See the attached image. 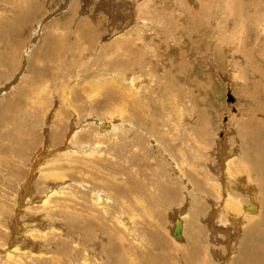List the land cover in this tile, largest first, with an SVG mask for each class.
Instances as JSON below:
<instances>
[{
    "label": "bare ground",
    "instance_id": "obj_1",
    "mask_svg": "<svg viewBox=\"0 0 264 264\" xmlns=\"http://www.w3.org/2000/svg\"><path fill=\"white\" fill-rule=\"evenodd\" d=\"M77 1L71 0L69 9L54 13L61 17L43 27L48 20L46 16L42 22L43 17L51 12L44 10L25 48L10 51L18 68L0 87V101L12 95L24 99L25 105L18 116L10 110L8 117L7 112L0 115V150L11 151L14 172L20 169L27 143L42 146L29 155L25 174L16 179L12 193L7 191L11 168L7 158L0 156V264H194V258L201 257V264H264V108L254 110L251 121L239 125L236 133L230 128L225 144L219 132L216 143L196 156L204 158L201 163L188 160L186 153L194 157L195 151L185 149L191 142L187 112L177 108L179 112L172 113L176 104L167 98L154 68L164 58L156 52L157 39L165 37L166 44L177 39V32L182 39L199 36L203 50L214 51L201 35L203 27L193 29L201 16L213 17L218 27L231 28L233 51L236 48L231 59L240 53L246 65H253L254 73L261 75L260 88L264 4L252 0V10L245 11L249 7L241 0H191L193 4L187 0H95L96 9L104 7L112 14L126 4L129 11L122 23L128 28L120 27L101 39L95 32L97 40L83 36L84 41L68 31L75 40L72 44L64 31L84 19L76 22L77 15H84L82 10L77 12ZM67 14L77 20L63 26L60 19ZM182 20L193 22V27L182 25ZM214 30L210 38L217 35ZM170 47L166 53L170 62L186 56L183 49ZM44 61L56 63L53 87L46 85L47 78L40 80L48 71V67L41 71L42 67L51 65L40 67ZM33 63H40L37 73L30 67ZM22 66L35 71L39 79L25 73L23 78L29 77L24 88L23 78L14 86V77L22 76V72L14 76L15 72ZM157 96L161 99L156 102ZM252 97L264 105V95ZM35 126L39 138L33 137ZM42 133L55 151H49L47 142L42 144ZM189 239L193 244L187 253L183 246ZM173 250L179 254L171 257Z\"/></svg>",
    "mask_w": 264,
    "mask_h": 264
},
{
    "label": "rangeland",
    "instance_id": "obj_2",
    "mask_svg": "<svg viewBox=\"0 0 264 264\" xmlns=\"http://www.w3.org/2000/svg\"><path fill=\"white\" fill-rule=\"evenodd\" d=\"M6 1L7 0H0V15H1L0 17H2V18H0L1 19L0 25L2 24L0 26V29H1L0 30V87L4 86L7 83V81L13 75V73H14L13 71H15L18 68L17 61H16L15 58H13L14 56H12V54L15 52L14 49H16V48H19V49L25 48V46H26L25 43H27L29 41V37L31 38V35L33 36V34L35 32V29H34L35 27L34 26H36L35 24H36L37 21L39 22L41 20V18H42L41 16H43L44 13L48 12L49 10H51V12H49V15L47 14V15H45L43 17L42 22H44V18H47V17H48L47 19L49 20V21L47 20V21L44 22V25H43V27H44L45 24L47 25L51 21L57 19L59 16L60 17L62 16L61 13H59L61 15H59V14L54 15V13L58 12L59 10H61V12H63L66 8L69 9L70 6H71L70 3H72L71 0H63V1L62 0H45V1L44 0H38V3H33V0H29V3L24 4V5H22V4L20 5L18 3L19 0H14V1L13 0L12 1L8 0L9 2L8 1L6 2ZM92 1H93L92 3H88V4H85L86 3L85 0H78L77 1V6H78L77 12L79 10H82L81 12L84 13V15H80V14L77 15L78 16V20L76 18H74L75 16L73 17L72 14H67L66 16H64V17H62L60 19V20L63 19L60 22L64 26L68 22H73V21L75 22V20H77L76 22H78L79 20L84 18L82 21H79L80 23L79 24L77 23L75 27H72L71 30H68L69 26H67V29L65 28L66 31H64V33L67 32V34H69L68 31H70V32H72L73 35L75 33L78 36L79 35L82 36V38L80 36L79 37L81 39H83V41H84L86 38H87V40L88 39L89 40L92 39L94 37L93 33H95V32L97 34V39H101L106 34H110L111 32L112 33L113 32H118L119 31L118 28H120V27H122L124 29L128 28V27H126L127 24L126 23L125 24L122 23V21H123L124 15L126 17V13H128L129 8H128V6L126 4H122V3H125L127 1H131V0H120V1H122V3H121L122 5L118 7V9H120V10H119V12L117 11L118 12L117 14H116V12L113 13V14L108 12V10H106L103 6H102L103 7L102 9H101V7H100V9H96L97 5L95 4V0H92ZM144 1L147 2V0H144ZM241 1L244 3V5L246 7H249V8H246V9H245V7H243L245 9V11L247 9H251L252 10V7H251L252 6V2L253 1L255 2V0H253V1L252 0H241ZM256 1H258V0H256ZM115 2H116V0H115ZM187 2L189 4H193V2L191 0H187ZM258 2H262L264 4V0H260ZM5 3H7V4H5ZM249 3H251V5ZM213 4L214 3H211L209 5L212 7V6H214ZM235 7L238 8V6H235ZM18 9H19V12H18ZM7 10H9V11L7 12ZM20 10H22V11H20ZM85 10H87V14H85ZM3 11H4V13H3ZM5 11L8 14H6ZM13 11H15V12H13ZM4 14H6L7 16H5ZM23 14H25L26 16L23 15ZM10 15H12L13 17L10 16ZM87 16H88V18H87ZM13 18H14V20H13ZM212 18H209L210 20L209 19L207 20V18H204L203 16H201L200 20H197L198 22L201 21L199 26H197V27H195L193 29H199L200 30L203 27L202 30H200V32L203 31L201 35H204L202 37L205 38L209 43L212 44V48L215 47L214 51L213 50H208V51L203 50L204 48H202V42L200 41V38H198L199 36L198 37L196 35H194L195 37L194 36L193 37L186 36V39L184 38L185 39L184 40V39L180 38V32H177V34H176L177 39L176 40L172 39L170 41L168 40L166 44H165V40H166L165 37L164 38L161 37L162 39L161 38L157 39V41H156V45H157L156 52H157V54L159 56H160V54H163L164 58L159 63L155 62V64H154V68H156L155 69V73L157 75V78L161 81L160 85L161 86L163 85L162 88L167 90L166 96L169 95V96H167V98L170 99L171 101L175 102V104H176V106H175L176 109L174 108L175 111H173L172 113L173 114L174 113L177 114L179 112L178 109H183V110H185L187 112V120L186 121L189 122V135H190L189 142L191 141L190 142L191 144L188 143V146L186 144L185 145V149L186 148H188V149L190 148L191 150L195 151V156L194 157H193V154L186 153L187 154V158H188V160L195 158V160L196 161L199 160L200 163L204 160V158L198 159L196 156H198L199 154L202 156L203 154H202V152H200V150L202 151L203 148L204 149L205 148H209V147L213 146L214 143H216L215 142L216 141V136H217V134L219 132H220L219 137L224 140V141H221V143L225 144V142H227V140L229 139V137L231 135L228 132L230 130V128H232V129L234 128L233 130L236 133V129L239 130L240 126H242L244 123L249 121L248 119H250V121H251V118L253 117L252 113H253L254 110H257V109H259L261 107L264 108L263 104H259L258 102L256 103L255 100L252 97V96H254V94L255 95H264V93H263V91H264L263 90L264 81H263V85L261 86L262 90L260 89L261 87L259 88V86H258L259 83H261L260 78H259L261 75L257 76V74L254 73L253 65H251V64L246 65L245 61H243V58L241 59L240 53H235V55H236L235 59H233V58H232L233 60L231 59V55H233L234 52L236 51V48L233 51V47H232V38L233 37L230 36V34H229V32L231 31V28L228 27L225 30L223 27H218L217 24L215 23L216 22L215 18L213 19L214 21L212 20ZM3 20L6 21V22L3 23L4 22ZM9 20H10L11 23L9 22ZM22 20H23V22H22ZM29 20H30V22H29ZM182 21L180 23L182 25H184V26L187 25L188 26L187 28L193 27V22L190 21V23H188V21H186V20H184L183 22ZM12 22H14V23H12ZM155 22H157V21L155 20ZM31 23H33L34 25L32 24L31 26H29ZM140 23L142 24V20H140ZM116 25H117V27H115ZM122 25H124L125 27L122 26ZM157 25H159V23ZM1 27L3 28V30H2ZM32 27H34L33 28L34 31L32 30V32H30ZM114 28H116V29H114ZM212 28L216 29V30H214L215 32L218 31L217 32L218 36L216 35V33H214L217 37L214 35L212 38H210L209 33H210V30ZM72 29L74 31H72ZM25 30L28 31V32H26ZM224 31H226L225 33L227 35H225L223 37ZM79 32H82V33L79 34ZM16 33H18L19 35L16 34ZM72 34L70 33L69 34L70 36H66V40H67V42L69 40V42H71L73 44L75 42V40H73V41L71 40V39H74ZM96 34H95V36H96ZM10 35H12V36L10 37ZM40 35H42V33ZM83 36L85 37V39H84ZM89 36H91V37H89ZM15 37L16 38L20 37V38L16 39ZM68 37H69V39H68ZM188 37L190 39H188ZM40 38H41V36H40ZM94 38H93V40H94ZM1 39H3V40H1ZM97 39L95 38V40H97ZM229 39L231 40V43H230ZM180 41H181V43H180ZM18 42H20V43L18 44ZM263 42H264V36H263ZM11 43H13V45ZM16 43L18 45H16ZM85 43L87 45L91 44V43H89V41H88V43L87 42H85ZM183 43H184V45H183ZM9 44L12 45V47ZM172 44H173V46L175 48L177 47V49H179V50L183 49L185 51V55H186V56H182V58L180 60L174 61V63L170 62L167 59L168 56L166 54L167 53V48L170 47V45L172 46ZM230 44H231V46H230ZM237 44H238V42H237ZM197 45L198 46L201 45L200 46L201 49L198 48ZM217 45H218V47H216ZM173 46L170 47V48H174ZM9 47H11V48H9ZM161 47H163V48H161ZM165 48H166V51H165ZM231 50H232V52H231ZM10 51H12L13 53L10 52ZM162 51L163 52L165 51V52L163 53ZM160 52H162V53H160ZM36 53L38 54V57H43L42 53L38 52L37 50H36ZM48 53H50V52H48ZM207 53H208V55H207ZM237 54H239V55H237ZM6 55H8V56H6ZM54 55L56 56V58L54 56V59L57 60V58H59V57H57V55L55 53H54ZM10 56H12V57H10ZM8 57H9L10 61H8ZM207 57H209V58H207ZM2 59H3V61H2ZM46 59H49V57H46ZM206 59H207L208 62H206ZM185 61H187V62H185ZM40 63H41V66L39 65ZM40 63H33L32 65H30L31 69L34 70V68H35V71L37 73L39 71L38 70L39 66L42 67L44 64L48 65V63L49 64L51 63V65L44 66V68L42 67V70H41V71H44V70L46 71L45 67H48L47 68L48 71H46V72L44 71V72H45L46 75L48 74L50 76L48 77V75L47 76L44 75L42 78H40V80H44V79L47 78L45 80V83L47 82L46 85L47 86L49 85V86L53 87L54 86V81L51 80V75H52L51 73H52V71H54V69H56V67H57L55 65L56 63L54 64V62H53V65H52V62H50V61H48V62L44 61V62H40ZM177 65H178V67H177ZM250 67L252 68L253 71L250 69ZM31 69L30 68L29 69H27V68L25 69V67L22 66L19 70H17L15 72L16 75H14V76H17V73H19V72H22V76H20L18 79L16 77H14L16 79V81H17V82L15 81L14 86L16 84H18V82L20 81V78L22 79L23 75L25 73L26 74L28 73L27 75L30 76V74L32 72ZM35 71L32 72V74H34V77H33V75H31V76L34 79L36 78V80H39L38 77L36 76ZM165 72H167V73H165ZM235 73L238 74V75H236ZM29 76H27V78ZM26 79L23 78L22 81H21V83H24V84H21V87H23V88L26 86V82H24V80H26ZM262 80H264V79H262ZM244 82H246V84ZM248 83H250V84H248ZM33 84L35 85V82ZM50 84H53V86L50 85ZM254 85L255 86L257 85V87L260 90L257 87H255ZM8 86L10 88V84ZM170 88H172V89H170ZM49 90H51V88ZM155 91H156V93L160 92L159 95H161V90L160 89H156ZM260 91H262V93ZM170 94H173V95L170 96ZM175 95L176 96L178 95L177 98H176ZM11 96L12 95H10L11 99L8 97L7 101H6V99L4 101H2V102L0 101L3 104V105L0 104V108H1V105L3 107L1 109L2 112L0 113V115H4L7 112L6 114H7V117H8V115H11L9 113V110H10V112H18L19 109H21V107L25 105V100L24 99L22 100V99H19V98L16 97L15 98L16 100H15ZM163 96L164 95H161L162 98H163ZM161 97L157 96L156 97V102L159 99H161ZM13 99L15 101H13ZM176 99H178V100H176ZM5 101L7 102L8 105L6 104ZM177 101H179V102H177ZM4 104H6V105H4ZM258 105H260V106H258ZM10 106H12L14 109L12 107H10ZM4 107H6L5 109L7 111L4 109ZM19 113L20 112H18L17 116L19 115ZM235 114H236V116H235ZM43 115L44 114H42V116ZM1 117H3V116H0V118ZM234 117H236V118H234ZM262 120H264V115L262 116ZM227 121H228V123H225ZM240 121H242V122H240ZM223 124H227L226 127H223ZM34 129H36L37 131L34 132L35 131ZM34 129H33V132H32L33 137L34 138L35 137L39 138L40 134L38 132L39 131L38 128L35 126ZM221 131H222V133H221ZM223 132L226 133L227 135L224 134ZM48 135L50 136V132L48 133ZM48 135L45 136V134L42 133V138H43V143L42 144L44 145V143L47 142L48 146H49V151L50 150L51 151H55V149H57V148H51V146H50L51 145V141L47 138ZM32 139H31V141H32ZM233 141H234V139H233ZM35 143L37 144V142H35ZM35 143L29 142V143L26 144V146L24 147L23 153L21 155V157L23 159L20 157L22 159L21 160L22 162L19 160L20 161V165H19L20 169H16V171H14V172H13V170L11 168V166H12L11 164H13L12 158L10 156V152L11 151L9 149H6V150L2 149L3 151L0 150V152H2V153H0V156L3 157V158H7L6 160H8V163L10 165L8 169L11 168V170H7L6 169L8 174L9 175H13L7 181V186H8L7 187V191L8 192L12 193V189L16 186V182H17L16 179L21 177V175L25 174V172H24L26 170L25 167H27L26 160H28L29 155L32 152H34V151H35L34 153L36 154L39 151L40 147L42 146L41 143H40L38 145V147L36 148V144ZM233 143H235V142H233ZM235 145H237V143ZM201 146H203V147H201ZM234 147H236V146H234ZM36 150H38V151H36ZM24 151H25V154H24ZM46 151H47V149H46ZM34 153L32 155H35ZM24 163H26V165H24ZM20 171H23V172L21 173ZM12 172H13V174H12ZM2 180L4 181V179H2ZM31 183H33V181ZM9 187H10V189H9ZM198 199H200V198H198ZM206 206H208L207 203H205L203 211H206V208H205ZM187 243H188V245H186V246L184 245L183 247H184V250H186L187 253H189L190 249H192L191 248V246L193 244L192 239H189V241ZM171 245H172V243H171ZM187 246H190V247H187ZM172 247H174V246L172 245ZM183 247H181V248L183 249ZM201 248L203 249V247H201ZM174 249H176V248H174ZM173 251H174L175 254L171 252V255H170L171 257L173 255L179 254V253H177L176 250H173ZM189 255L191 256V254H189ZM171 259H173V258H171ZM200 259L201 260L196 261L195 258H194V264L195 263H197V264L200 263L201 264L202 263V257Z\"/></svg>",
    "mask_w": 264,
    "mask_h": 264
}]
</instances>
